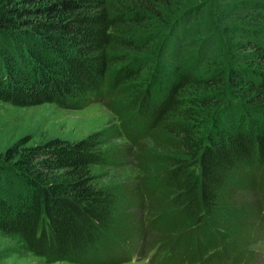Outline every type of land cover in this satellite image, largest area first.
<instances>
[{
    "label": "trees",
    "instance_id": "1",
    "mask_svg": "<svg viewBox=\"0 0 264 264\" xmlns=\"http://www.w3.org/2000/svg\"><path fill=\"white\" fill-rule=\"evenodd\" d=\"M93 97L141 120L130 138L165 152L158 180L127 199L99 185L94 167L127 153L102 130L24 138L0 154V232L50 262L131 261L152 235L155 264H249L264 220V0H0V101Z\"/></svg>",
    "mask_w": 264,
    "mask_h": 264
},
{
    "label": "rangeland",
    "instance_id": "2",
    "mask_svg": "<svg viewBox=\"0 0 264 264\" xmlns=\"http://www.w3.org/2000/svg\"><path fill=\"white\" fill-rule=\"evenodd\" d=\"M126 99H119L118 105H125ZM120 108H124L121 106ZM141 120L135 123L132 116L110 109L102 99L93 97L83 108H64L56 103L22 106L11 102L0 101V154L8 147L24 138H30L27 145L43 143L51 138L76 141L91 133H106V148L109 150L126 149L122 159L115 158L110 165L94 167L101 186L115 190L124 199L132 197L142 184L158 180L157 175L165 167L161 156L165 153L156 144L153 137L137 136L130 138L131 126L140 128ZM128 124V129L125 128ZM138 142V144H137ZM147 190V189H146ZM256 199L255 194L250 195ZM149 198V197H148ZM149 202V199L147 200ZM254 201V200H252ZM264 206V205H263ZM133 212L148 217L147 209L132 208ZM257 242L252 246V260L249 264H264V220L260 221ZM118 225L116 231H120ZM152 235H141L134 244L139 250L131 261L117 264H155L150 261L156 243ZM194 242V239L191 240ZM0 264H81L69 261L50 262L46 258L32 254L18 235H7L0 232ZM96 264V263H87ZM108 264V263H107Z\"/></svg>",
    "mask_w": 264,
    "mask_h": 264
}]
</instances>
